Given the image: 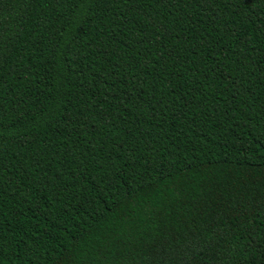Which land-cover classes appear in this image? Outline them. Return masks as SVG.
<instances>
[{"label":"trees","instance_id":"16d2710c","mask_svg":"<svg viewBox=\"0 0 264 264\" xmlns=\"http://www.w3.org/2000/svg\"><path fill=\"white\" fill-rule=\"evenodd\" d=\"M0 264H264V0H0Z\"/></svg>","mask_w":264,"mask_h":264}]
</instances>
